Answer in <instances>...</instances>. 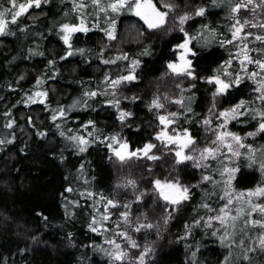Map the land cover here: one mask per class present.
Returning <instances> with one entry per match:
<instances>
[{
	"label": "trees",
	"instance_id": "1",
	"mask_svg": "<svg viewBox=\"0 0 264 264\" xmlns=\"http://www.w3.org/2000/svg\"><path fill=\"white\" fill-rule=\"evenodd\" d=\"M37 1L0 34V264H132L106 253L102 203L120 204L124 218L136 203L156 209L146 193L157 195L155 183L165 177L188 192L149 264H264V194L255 211L261 226L237 234L240 253L232 256L229 231L205 225L224 206L226 159L189 166L161 135L199 141L219 79L228 87L217 107L239 105L229 130L247 137L231 192L264 186V103L233 60L247 0H154L182 32L149 26L130 10L135 0ZM81 19L87 28L65 43V28ZM185 40L194 51L190 78L170 68ZM249 48L256 74L264 45ZM165 116L175 125L163 126ZM115 138L137 154L134 164L117 166ZM248 212L247 204L231 210L240 222Z\"/></svg>",
	"mask_w": 264,
	"mask_h": 264
},
{
	"label": "rangeland",
	"instance_id": "2",
	"mask_svg": "<svg viewBox=\"0 0 264 264\" xmlns=\"http://www.w3.org/2000/svg\"><path fill=\"white\" fill-rule=\"evenodd\" d=\"M247 2L243 7L245 9L244 12L248 16L243 21L244 24L241 25L242 27L236 30L235 39L237 51L233 60L236 63L237 72H242V74L253 79L259 93L258 100L264 103V91L262 90L264 75L259 74V72H263L264 61L259 65V71L256 74H251V67L246 65L247 61L250 60L249 54L247 55V51L250 48H246L251 41H259L264 45V0H247ZM119 3L123 6L125 5L123 1ZM38 4L39 2L37 0H0V34L9 21H13L30 7H37ZM84 7L86 6L84 5ZM85 10L84 8V11ZM130 10L135 16L140 17L149 26H159L163 24V29L166 32H182L183 30L182 25L173 26L177 23V19L167 17L165 20V16L161 14L162 12L158 9L154 0H135ZM80 14L82 13H79V15ZM86 28L87 24L83 19H81L79 25L73 23V25L67 26L65 28L66 35L64 36V42L68 43L70 35L74 32L82 31ZM188 42V40H185L183 44L179 46V51L184 52L182 50L185 46L189 45ZM252 61L251 59V65L253 63ZM177 63L178 62L173 65ZM170 68L173 72H177L172 67ZM246 71L249 73H246ZM184 74L189 78L192 76L189 70L187 72L184 71ZM215 85L216 90L206 115L208 123L205 133L199 141L194 143L192 139L191 143L183 149L179 147L177 142L172 140V138L175 136L185 138L187 133L171 135L169 134L170 132L162 130L161 135L164 137L165 145H169V141L176 143L177 148L174 150L176 160L181 162L187 161L189 166L202 169L206 166L210 158L222 157L226 159L225 170L228 173V180L223 195L224 206L219 215H217L218 217L214 220L207 221L205 225L209 227L211 224L215 223L226 228L227 231H229L228 238L232 240L231 243H229L230 245H228L230 248L229 253L232 256H238L240 249L238 248V242L235 241L237 239V234L243 233L246 235L249 233L252 226H261L262 224V222L255 217L257 215L255 211L259 209L257 201L264 194V186L251 192L246 191L239 194H232L233 192H231L232 189L230 184L235 175L236 158L241 149L245 146L247 137L238 136L230 132V122L241 115L239 112L240 106L236 105L220 111L216 104L217 94L224 92L228 84L217 79L215 80ZM169 105H172V103H169ZM160 122L167 128L170 124L172 126L175 125L172 118L168 119L166 116L160 118ZM261 127H264V122ZM122 148L127 149L128 156L119 158L117 154ZM111 151L117 160H120L116 162L117 166L120 168L134 164L136 157H138L135 152H130L129 147L121 141H118L117 138L113 140ZM179 156H182L183 159L180 160ZM119 186L118 184V188L115 190L116 192L113 193V196H115L118 201V197L125 193ZM186 187L168 180L167 177L158 180L157 183H155L157 195L153 188H150L146 194L151 200L155 197L159 207L149 210V208L140 207V205L136 203L139 207L132 209L130 218H124L120 215L119 209L122 208L120 204H113L111 200L102 203L104 215L101 221L104 223H99V229L108 236L106 237V251H108L106 253L118 261L125 260L132 264H149L150 256L154 255L153 251L158 241L161 240L165 234H168L167 228L169 219L172 212L175 210L177 202H181V200L187 196L188 187ZM245 204L250 207V212H248L247 217L244 216L247 219L243 220L244 222L235 220L231 210L233 211L234 209L235 212L240 206H244ZM98 206L101 205L99 204ZM131 235L133 238H131ZM117 240L120 242H116ZM241 241H239V243Z\"/></svg>",
	"mask_w": 264,
	"mask_h": 264
},
{
	"label": "flooded vegetation",
	"instance_id": "3",
	"mask_svg": "<svg viewBox=\"0 0 264 264\" xmlns=\"http://www.w3.org/2000/svg\"><path fill=\"white\" fill-rule=\"evenodd\" d=\"M154 24V23H153ZM183 44V42L181 43V45ZM188 46H185L184 47V49L182 50V51H184V52H181V51H179L177 54H176V56H177V60L175 61V63L176 62H178L176 65H173V64H175V63H172L171 65H170V67H174V66H178V65H184V68H182L181 70H179V71H185V72H187L188 70L190 71V73H191V66H192V64H193V55H194V51H193V49H192V47H191V43L190 42H188ZM248 47L249 46H247V48L246 49H248ZM249 54V59L250 60H248L247 61V63H246V65L247 66H249V67H251L250 65H251V52H250V50L248 49V51H247V55ZM187 70V71H186ZM178 72V71H177ZM191 75H192V73H191Z\"/></svg>",
	"mask_w": 264,
	"mask_h": 264
},
{
	"label": "water",
	"instance_id": "4",
	"mask_svg": "<svg viewBox=\"0 0 264 264\" xmlns=\"http://www.w3.org/2000/svg\"><path fill=\"white\" fill-rule=\"evenodd\" d=\"M182 68H184V65H178V66H174L173 67V69L175 71H179ZM172 140L176 141L178 146L182 147L184 149L191 143L192 138H191L190 134L187 133L185 138H182L180 136H175V137L172 138ZM117 155H118L119 158H124V157L128 156L127 149L126 148H122ZM179 159L182 160L183 159L182 156H179Z\"/></svg>",
	"mask_w": 264,
	"mask_h": 264
}]
</instances>
